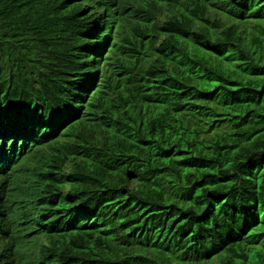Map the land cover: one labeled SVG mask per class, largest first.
Segmentation results:
<instances>
[{
  "label": "trees",
  "instance_id": "trees-1",
  "mask_svg": "<svg viewBox=\"0 0 264 264\" xmlns=\"http://www.w3.org/2000/svg\"><path fill=\"white\" fill-rule=\"evenodd\" d=\"M17 121L23 264H264V0H0V145Z\"/></svg>",
  "mask_w": 264,
  "mask_h": 264
},
{
  "label": "clouds",
  "instance_id": "clouds-1",
  "mask_svg": "<svg viewBox=\"0 0 264 264\" xmlns=\"http://www.w3.org/2000/svg\"><path fill=\"white\" fill-rule=\"evenodd\" d=\"M89 17L93 20L90 28H86L84 19L79 24L84 27V31L79 32L83 33L79 34L81 41L90 48L111 41L117 30L115 23L98 21L96 16ZM92 57V60L100 61L106 54L96 56V59ZM26 129L27 127L17 121L16 131L6 135L5 140L1 141L0 151L7 155L9 160H17L31 166L28 157L30 148L24 142ZM1 164L3 166H0V171L4 173V178L3 184H0V264H23L26 258L23 245L27 246L28 241H32L34 233L30 227L33 223L31 217L37 210L35 190L32 187V179L27 178L25 173L17 174L12 166L9 169L0 159Z\"/></svg>",
  "mask_w": 264,
  "mask_h": 264
},
{
  "label": "bare ground",
  "instance_id": "bare-ground-1",
  "mask_svg": "<svg viewBox=\"0 0 264 264\" xmlns=\"http://www.w3.org/2000/svg\"><path fill=\"white\" fill-rule=\"evenodd\" d=\"M127 1H129V0H127ZM140 1V0H139ZM142 1V0H141ZM146 0H144V2H145ZM148 1V0H147ZM150 11H151V9H150ZM149 14L151 13V12H149V11H147ZM41 133V132H40ZM41 164V163H40ZM43 164V163H42ZM39 166V165H38ZM42 166H44V164L42 165ZM38 168V167H37ZM3 182V181H2ZM32 242V241H31ZM42 242V241H41ZM45 242V241H44Z\"/></svg>",
  "mask_w": 264,
  "mask_h": 264
}]
</instances>
